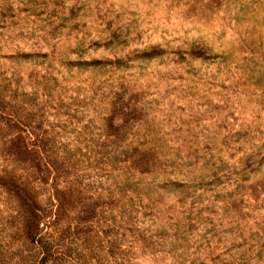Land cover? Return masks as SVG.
<instances>
[{
	"label": "rangeland",
	"instance_id": "1",
	"mask_svg": "<svg viewBox=\"0 0 264 264\" xmlns=\"http://www.w3.org/2000/svg\"><path fill=\"white\" fill-rule=\"evenodd\" d=\"M0 91V264H264V0H0Z\"/></svg>",
	"mask_w": 264,
	"mask_h": 264
},
{
	"label": "trees",
	"instance_id": "2",
	"mask_svg": "<svg viewBox=\"0 0 264 264\" xmlns=\"http://www.w3.org/2000/svg\"><path fill=\"white\" fill-rule=\"evenodd\" d=\"M155 48L156 47L154 46L152 52H149V53L145 52L144 54H142V57L152 56L154 54H160V51H157ZM81 57H83V56H81V54H80V56L77 60H74V61L67 60L66 63L68 64V66H70V68L77 66L78 69L83 70L84 68H88V67L92 66L93 70L100 67V68H104L105 72L113 73L114 71L123 70L122 65L129 60H133L132 58H125L124 56H119L117 58H108L106 60L92 59L90 61H86V60H83ZM30 94L32 95V92ZM208 165H209V162L205 161L204 164L202 165V167H203V170L201 171L202 174L195 178V180H199L198 185H202L203 180L206 178V176L216 175V171H213L212 173L210 172V171H212L211 170L212 168H209L206 171V168L208 167ZM205 174H206V176H205ZM129 179H130V177H128L126 182H127V185L131 186L132 182H131V179L130 180ZM164 181L167 183H171V176H169L168 178H165ZM174 182H176V181H174Z\"/></svg>",
	"mask_w": 264,
	"mask_h": 264
}]
</instances>
